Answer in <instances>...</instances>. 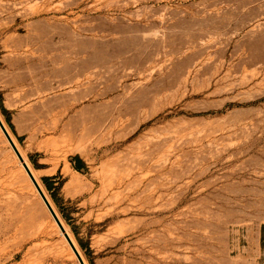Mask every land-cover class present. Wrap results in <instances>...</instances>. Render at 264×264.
<instances>
[{"label":"rangeland","instance_id":"obj_1","mask_svg":"<svg viewBox=\"0 0 264 264\" xmlns=\"http://www.w3.org/2000/svg\"><path fill=\"white\" fill-rule=\"evenodd\" d=\"M0 118L86 264H264V0H0ZM0 264H79L1 129Z\"/></svg>","mask_w":264,"mask_h":264},{"label":"water","instance_id":"obj_2","mask_svg":"<svg viewBox=\"0 0 264 264\" xmlns=\"http://www.w3.org/2000/svg\"><path fill=\"white\" fill-rule=\"evenodd\" d=\"M0 129L2 130V132L5 135L7 141L9 142L11 148L13 149V151L16 154V156L18 157V159H19V161H20L23 169L25 170V172L28 175L29 179L33 183L34 187L36 188L39 196L41 197V199L44 202L45 206L47 207L48 211L52 215L54 221L59 226L61 232L64 234V237H65L66 241L68 242L69 246L71 247L72 251L74 252V254H75V256H76L79 264H86L85 261H84L83 256L78 251V248L73 243V241L71 240L68 232L66 231V228L62 224V221L60 220V217L58 216V214L54 210L52 204L50 203V201H49L48 197L46 196L45 192L43 191L42 187L40 186V184L38 183V181L34 177V175H33L32 171H31L30 167L28 166V164L26 163V161L22 157L20 151L18 150L16 144L14 143L12 137L10 136V133L6 129V127H5L4 123L2 122V119L1 118H0Z\"/></svg>","mask_w":264,"mask_h":264},{"label":"trees","instance_id":"obj_3","mask_svg":"<svg viewBox=\"0 0 264 264\" xmlns=\"http://www.w3.org/2000/svg\"><path fill=\"white\" fill-rule=\"evenodd\" d=\"M2 110L4 112H6V110L3 107H2ZM6 120L8 121L9 124H11L9 117H6ZM10 126H12V125H10ZM72 161H74V163H76L75 167L77 170H81L82 169L81 167L84 166L83 161H81L78 157H76L75 159H72ZM46 180L48 181V179H46Z\"/></svg>","mask_w":264,"mask_h":264},{"label":"bare ground","instance_id":"obj_4","mask_svg":"<svg viewBox=\"0 0 264 264\" xmlns=\"http://www.w3.org/2000/svg\"><path fill=\"white\" fill-rule=\"evenodd\" d=\"M19 150V149H18ZM20 151V150H19ZM20 153H21V151H20ZM21 155H22V153H21ZM22 157H23V155H22ZM26 161V160H25ZM31 169V168H30ZM31 171H32V169H31ZM32 173H33V175H34V177L36 178V176H35V174H34V172L32 171ZM36 180H37V178H36ZM38 181V180H37ZM41 186V185H40ZM54 208V207H53ZM55 210V209H54ZM61 220V219H60ZM62 221V220H61ZM62 224L64 225V223H63V221H62ZM57 227H58V230L60 231V233L63 235V237H64V234L61 232V230H60V228H59V226L57 225ZM64 227L66 228V226L64 225ZM66 231L68 232V230H67V228H66ZM68 234H69V232H68ZM69 236H70V238H71V240L73 241V243L75 244V242H74V240L72 239V237H71V235L69 234ZM65 238V237H64ZM68 243V242H67ZM76 245V244H75ZM76 247H77V245H76ZM71 248V247H70ZM78 248V247H77ZM72 250V249H71ZM78 251H79V249H78ZM73 252V251H72ZM80 252V251H79ZM73 254H74V252H73ZM81 254V253H80ZM74 256H75V254H74ZM76 257V256H75ZM77 259V258H76ZM86 263V262H85Z\"/></svg>","mask_w":264,"mask_h":264}]
</instances>
